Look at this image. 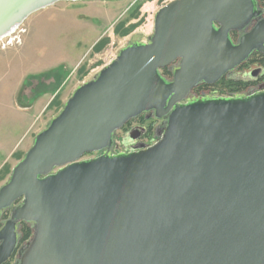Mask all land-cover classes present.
Returning a JSON list of instances; mask_svg holds the SVG:
<instances>
[{
  "label": "water",
  "instance_id": "water-1",
  "mask_svg": "<svg viewBox=\"0 0 264 264\" xmlns=\"http://www.w3.org/2000/svg\"><path fill=\"white\" fill-rule=\"evenodd\" d=\"M63 1L85 0H0V39ZM255 53L257 0L160 9L148 41L79 86L0 188V264H264V88L189 99ZM142 115L161 121L157 142L111 155ZM21 223L33 235L19 246Z\"/></svg>",
  "mask_w": 264,
  "mask_h": 264
},
{
  "label": "rangeland",
  "instance_id": "rangeland-1",
  "mask_svg": "<svg viewBox=\"0 0 264 264\" xmlns=\"http://www.w3.org/2000/svg\"><path fill=\"white\" fill-rule=\"evenodd\" d=\"M171 1L58 2L31 14L0 39V188L75 90L110 65L135 35L146 43L156 14ZM256 71L264 76L257 65L240 69L238 75L253 80ZM229 88L218 85L211 94ZM141 117L116 132L115 145L124 138L139 139L144 148L157 142L160 125ZM98 156L90 153L84 159Z\"/></svg>",
  "mask_w": 264,
  "mask_h": 264
},
{
  "label": "flooded vegetation",
  "instance_id": "flooded-vegetation-1",
  "mask_svg": "<svg viewBox=\"0 0 264 264\" xmlns=\"http://www.w3.org/2000/svg\"><path fill=\"white\" fill-rule=\"evenodd\" d=\"M257 2H258L259 8L264 11V0H257ZM173 69H174V67L171 68V69H166L167 71H169L171 73V77L173 75ZM240 69L242 70L243 67L241 66L240 68H238L237 70L233 71L232 73H230L229 75H227L225 78H223L221 81L217 82L214 85H208V84H204V83H199L197 86H195L190 91L189 99L190 100H196V99H201L203 97L217 96V95H222V94H226V95H233L234 94V95H239V96H247V95H250L252 93H255V92L259 91V89H261V88H264V76L263 77L258 76V72L259 71H256L254 73L253 76L254 77L256 76L255 79L246 80L247 79L246 76H244L242 78V77H240V75H238L240 73ZM230 80L233 81L234 84L242 83L243 85L240 87L239 90H236V91L233 90V88L230 87L229 90L225 89V91L220 89V91H218L217 95H212L211 94V92H212L211 90L212 89H214L218 85L224 86L223 84L227 83ZM141 118L142 117L140 116L136 120L130 121L121 130L127 128L129 125L132 124V122L138 121ZM153 121H157L158 125H160V127H161L162 124H161L160 120H156L155 119ZM116 136H115V138H116ZM122 141H123V148L127 149V150H135V149H137V148H139L141 146H145L142 142H140L139 139H138V141H136V140H132L131 138H129V139L124 138ZM25 227H31L32 228V225L29 224V223H21V224H19L18 233L21 236V240H20V245L19 246H22L24 244V243H22V230ZM15 262H16V256L13 257L6 264H15Z\"/></svg>",
  "mask_w": 264,
  "mask_h": 264
},
{
  "label": "trees",
  "instance_id": "trees-1",
  "mask_svg": "<svg viewBox=\"0 0 264 264\" xmlns=\"http://www.w3.org/2000/svg\"><path fill=\"white\" fill-rule=\"evenodd\" d=\"M252 65H257L259 69L264 70V54L261 53H255L248 62H246L244 65H242L243 68H249ZM166 73V74H165ZM164 74L170 75V73L165 70ZM226 84V87H231L233 90H239L240 87L243 85L242 83L234 84L233 81H228ZM224 84V85H225ZM33 235V229L31 227H25L22 230V243H25L31 239Z\"/></svg>",
  "mask_w": 264,
  "mask_h": 264
},
{
  "label": "built area",
  "instance_id": "built-area-1",
  "mask_svg": "<svg viewBox=\"0 0 264 264\" xmlns=\"http://www.w3.org/2000/svg\"><path fill=\"white\" fill-rule=\"evenodd\" d=\"M218 97H235V95H217ZM114 148H116L117 150H114ZM131 150H127V149H124L123 148V144L122 145H114L113 147V152H112V155H118V154H124V153H127Z\"/></svg>",
  "mask_w": 264,
  "mask_h": 264
},
{
  "label": "bare ground",
  "instance_id": "bare-ground-1",
  "mask_svg": "<svg viewBox=\"0 0 264 264\" xmlns=\"http://www.w3.org/2000/svg\"><path fill=\"white\" fill-rule=\"evenodd\" d=\"M15 30H16V29H15ZM15 30H14V31H15ZM14 31H13V32H14ZM13 32H12V33H13ZM12 33H10V34H12Z\"/></svg>",
  "mask_w": 264,
  "mask_h": 264
}]
</instances>
